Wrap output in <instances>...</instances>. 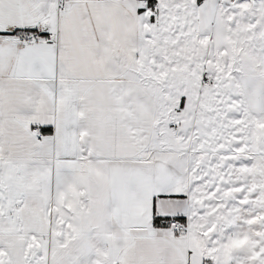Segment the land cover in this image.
Masks as SVG:
<instances>
[{"label": "snow or ice", "instance_id": "6c2138e0", "mask_svg": "<svg viewBox=\"0 0 264 264\" xmlns=\"http://www.w3.org/2000/svg\"><path fill=\"white\" fill-rule=\"evenodd\" d=\"M0 264H264V0H0Z\"/></svg>", "mask_w": 264, "mask_h": 264}]
</instances>
